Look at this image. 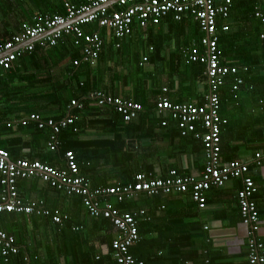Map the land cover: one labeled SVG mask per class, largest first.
<instances>
[{"label": "crops", "instance_id": "obj_1", "mask_svg": "<svg viewBox=\"0 0 264 264\" xmlns=\"http://www.w3.org/2000/svg\"><path fill=\"white\" fill-rule=\"evenodd\" d=\"M16 24V15L11 20L0 15V35L8 37L18 33L19 27L16 28ZM195 32L194 25H185L175 34L166 36L168 42L172 41L166 52L169 62H175L179 43L183 49H189L188 45L191 48L197 43L192 37ZM31 55L32 53H27L13 64L16 73L12 74L14 80L10 87L16 89V94L13 97V107L7 111L10 120L22 119L28 115L23 109L27 101L33 108L40 109L42 118L47 120L48 117H57L49 98L54 88L66 82V76L60 68H55L49 73L55 78L62 75L61 79L51 80L47 77L42 80L45 84L40 92L49 100L40 108L42 102L35 99L38 92L33 90V85L40 84L41 87L42 82L35 75L41 64L29 61ZM64 63L60 64L62 68ZM113 64L114 62L110 63L111 66ZM111 70L126 73L125 68L115 67ZM2 73L3 69H0V76H4ZM166 83L162 90L168 89L167 96L173 103H180L178 100L182 99V103L198 105L199 100H205V86H200L205 94L198 95L196 90L200 87L188 93L178 76ZM114 88L123 98H131V86L121 83ZM162 90L148 96V108L152 111H143L132 125L129 123L128 126L122 121V117L112 115L113 113L107 116L92 115L94 117L86 114L79 120L78 146L91 148V157L95 158L94 164L99 165V172L108 174L105 180L99 181V188L124 185L130 177L129 170L130 175H133L135 170L142 167L152 171L140 170L141 172L152 173L157 178L166 177L171 170H177L186 176L199 175L203 171V146L199 151L200 145L195 140L187 141L169 134L176 132L172 128H175V122L170 120L168 126L161 125L162 120L155 111V103L162 95ZM22 98L25 101H21ZM222 114V119L227 121L222 130V159L246 162L250 167L249 176L258 189L254 196L260 212L257 238L264 244V165L257 166L254 162L256 152L264 149V95L254 94L250 98V95L241 93V96H235L226 102ZM112 118L121 120L126 128H118L115 125L117 121L113 123ZM30 126H19L15 133L14 137L22 140L19 143L29 144L18 155L26 160L43 158L41 152L48 146L49 131L46 130V134L38 138L39 135H35L33 126ZM123 136H127L126 139ZM10 137L3 139L6 141ZM134 143L137 145L134 146ZM140 144L143 146L140 147ZM91 145L92 147H88ZM122 168L125 170L124 175H121ZM18 182L19 196L24 203L44 201L46 209L49 207L48 210L53 214L59 213L67 218L62 225H57L51 218L48 220L36 216L25 220L17 215L18 217L12 216L5 224H0V231L13 235L15 239L16 233H20L17 244L19 254L11 257L8 262L0 260V264H96L101 256L106 255L105 242L113 240L117 234L109 221L92 218L81 203L76 205L77 201L56 189L54 191V188L51 189L47 183L37 178ZM87 184L90 187L88 182ZM241 186L240 180H232L224 188L211 189L207 193L208 203L205 209H199L190 195H164L160 200L162 203L156 202L151 208L148 204L152 202V198L147 203L144 201L146 197L141 196L134 201L125 202L135 207L143 206L140 209H146L152 218L151 221L140 223L141 240L131 249L132 255L146 264H250L247 258L249 231L242 223L237 201V192ZM149 255L151 256L148 257Z\"/></svg>", "mask_w": 264, "mask_h": 264}, {"label": "built area", "instance_id": "obj_2", "mask_svg": "<svg viewBox=\"0 0 264 264\" xmlns=\"http://www.w3.org/2000/svg\"><path fill=\"white\" fill-rule=\"evenodd\" d=\"M63 1L66 4L65 16L39 15L34 19L33 25L24 24L21 33L0 47V69L9 70L19 58L32 53L37 43L45 49L56 47L63 36L72 37L74 45L82 52V58L75 62L76 66L84 63L95 65L104 44L101 33L103 29H109L116 39L122 40L131 35L137 25L147 28L149 24L158 25L166 18L181 22L188 16L193 17L204 36L188 49L186 57L187 64L206 65L207 94L204 104L173 103L167 96L168 89L164 88L162 95L156 100L155 111L162 120V126H168L171 120L179 126L182 137L192 134L201 141L204 149V169L199 175L190 176L171 170L163 178L142 172L128 185L90 189L80 174L75 155L71 151L65 155L67 171L60 172L38 161H14L8 151L0 149V215L9 213L48 217L55 224L62 225L67 217L59 213L53 214L41 203H24L20 199L17 182L37 178L68 197L79 196L92 218L109 221L117 233L111 244L114 258L112 264H145L132 255L131 249L141 240L140 223L151 221L152 218L146 209L122 212L114 208L108 198L125 203L142 195H190L199 209H205L208 203L207 193L211 189H221L232 180H240L242 186L237 192V201L242 223L249 231L247 258L250 264H264V244L257 238L260 231V212L254 196L258 189L249 176L250 167L242 161H223L221 154L222 125L227 123L220 114L221 90L227 78L232 76H236L232 88L234 92L244 84V80L237 77L240 69L224 65L218 52V21H227L230 18L235 0H86L80 7L72 5L69 0ZM248 1L258 5L264 2ZM114 5L122 9L109 14L108 9ZM255 17L264 23V12L260 6L257 7ZM92 24H97L98 30L85 32L84 28ZM221 29L226 32L229 26L223 24ZM261 39H264V35ZM34 40L38 41L33 42ZM150 51H153V48H150ZM147 61L148 58L144 57L143 62ZM90 98L95 100L98 106L113 110L125 123L133 122L144 111L140 103L101 91H96ZM83 107L82 102L73 100L68 115L60 121L42 120L37 114H31L19 121L23 126L33 122L39 129L48 130V147L55 151L61 145V132L74 124L73 112L82 110ZM254 162L257 166L264 165V149L256 152ZM19 251L15 237L0 231V260L8 262L11 257L18 255Z\"/></svg>", "mask_w": 264, "mask_h": 264}, {"label": "trees", "instance_id": "obj_3", "mask_svg": "<svg viewBox=\"0 0 264 264\" xmlns=\"http://www.w3.org/2000/svg\"><path fill=\"white\" fill-rule=\"evenodd\" d=\"M69 2L76 7H80L86 3V0H69ZM258 6H260L264 12V2L258 5L256 2L248 0H235L230 18L227 21H218V52L221 62L224 65L239 68L240 73L237 77H241L244 80V84L240 89L237 92H234L232 88L235 84L236 76L227 78L225 86L221 90L220 114L222 118V108H224L228 100L232 98L234 99L235 96H241V93H243V95H250V98H253L254 94L264 95V39H261V36L264 35V23L255 17ZM121 9L120 6L114 5L108 9V13L113 14L114 12H119ZM47 14L65 16V2L63 0H0V15L2 18L6 17L8 20H11L16 15V28L19 27V30H17L18 33L13 34L12 36L3 37L2 34L0 35V47L4 46L7 42L11 41L13 37L21 33L24 24L27 23L33 25L36 17ZM223 24L229 26L228 31H222L221 26ZM185 25H194L196 32L192 37L196 42H199L204 35L201 32L199 24L190 16L184 18L181 22H176L172 18H166L158 25L149 24L147 28H141L137 25L134 27V32L122 40L116 39L114 33L109 29H103L101 33L104 37V44L95 65H89L87 63L79 66L75 65V62L82 58V52L80 51V48L74 45V40L70 36H63L59 44L54 48L45 49L42 48L39 43L35 44V49L32 52L29 61H34L33 63H36V65L37 62L41 64V67L36 71V78L41 80V82L47 77L51 78V80L61 79L62 75L55 78L49 73L55 68H60L62 74L66 76V82H63L57 88H54L49 98L51 99V102L49 101V103L52 104V110L56 111L57 114V117L54 119L60 121L65 118L69 113V106L73 100L82 102L84 107L82 110H75L73 112L75 116L74 124L61 132L59 136L61 145L58 149L52 151L47 146L44 148L45 150L41 152L43 158H27V160L30 162L38 161L60 172H64L67 171L65 155L67 152L71 151L75 155L80 174H82L85 180L89 183L91 189L99 188V181L105 180L108 177V174L99 172V165L94 164L95 158L93 159L91 157V148L86 149L83 148V146H78L77 139L80 133L79 120H81L86 114H90L91 116H98L99 114L107 116L112 113V115L116 116L118 114L109 108L98 106L97 102L91 99L90 96L96 91H101L107 95L123 98L117 93L114 86L124 83V85H127L128 87L131 86L132 96L131 98L127 96V98L125 97L123 99L140 103L144 108V112L149 113L152 110L148 108V96L162 90V86L167 84V81H173L176 76L181 80V85H184V88L188 93H191L192 90H195L200 86H205L207 89L205 77L206 65L201 63L187 64L186 56L188 49H183L180 43L179 47H177L178 54L176 58L173 56L175 62H169L166 59L168 57L166 52L172 44V41L168 42L165 39L166 36L168 37L175 34ZM96 30H98L97 24H92L84 28V31L87 33H92ZM2 38L3 40H1ZM188 46L187 48H190V45ZM180 47H182L183 50ZM150 48H153V51H150ZM144 57L148 58L146 63L143 62ZM173 57H171V59H173ZM61 62H65L63 68L60 66ZM113 62L114 64L111 66L110 63ZM176 63L178 68H176ZM115 67L121 69L125 68L126 73H123L122 70H111ZM132 68L133 70H131ZM245 69H247V71H245ZM3 72L4 73L2 74H4V76H0V149L8 151L10 158L15 161L17 159H23L18 154L21 150L27 148L29 144H21L19 142H22V140L14 137L18 127L23 126L19 121L21 118H13L10 120L7 113V111L13 107V97L14 94H16V89L10 87L12 80H14L12 74L13 72L16 73V70L12 65L9 70H3ZM44 84L45 83L42 82L41 87L40 84L33 85V90L38 92L35 99L42 102L40 108H42L44 102L49 100L44 96L43 92H40L42 85ZM21 101H25V99L22 98ZM178 102L182 103L183 101L182 99H179ZM24 104L23 109L26 114H28L24 118L29 117L31 114H40L39 116L41 117L42 114L39 108H33L29 101ZM197 104L203 105L204 101L199 100ZM46 106H48V104H46ZM3 110L5 111L3 112ZM118 116L121 118L120 115ZM41 119L46 120L42 117ZM112 119L114 120L115 118ZM116 121L117 123L115 125L118 128H126V126L122 125L121 120H114L113 123ZM134 121L131 122L130 125H132ZM93 124L90 126L93 127ZM127 124L129 126V123ZM30 125L33 126L34 134L39 135L38 138L43 137V135L46 134V129H39V127L33 122H29L28 125H25L24 127H29ZM225 125L226 124L222 125V130ZM172 128L175 129L176 132L169 134L174 135L175 137L179 136L181 139H186L187 141L193 139L200 145L198 150H201L202 143L200 140L196 139L194 135L191 134L187 137H182L177 124L175 125V128ZM200 131L202 130L200 129ZM7 136L11 137L4 141L3 137ZM88 147H92V145ZM221 154H224L223 146ZM140 170L145 172L152 171L149 168L143 169L142 167V169L139 168L137 171H134L133 175H130L129 170L130 177L127 178L124 185L133 183L136 175L141 172ZM124 172L125 170L122 168L121 175H124ZM18 184L19 182L17 183V188ZM53 190L56 191L55 189ZM1 192L2 186L0 184V193ZM163 196L164 195L147 197L142 195L141 197H146L144 200L146 203L149 198H152V202L148 204L149 208H151L156 202H160ZM68 198L77 201V203L75 202L76 205L79 203L82 204V199L79 196ZM108 201L112 203V201L115 200L110 197L108 198ZM36 202L45 204L44 201L40 200H36ZM113 203L112 206L122 212L134 211L143 207L141 205L135 207L127 203H118L117 201H115L114 204ZM17 215L25 220L36 217L4 213L0 215V224H5V222H8L12 216ZM41 218L50 220L48 217ZM103 221L107 220L103 219ZM19 235L20 233H16L17 244H19ZM107 242L108 241L105 242L107 244L106 255L101 256L99 258L100 261L96 262V264L113 263L114 258L111 248L112 240L108 243ZM150 256L151 255L148 257ZM25 260L24 256V261Z\"/></svg>", "mask_w": 264, "mask_h": 264}, {"label": "rangeland", "instance_id": "obj_4", "mask_svg": "<svg viewBox=\"0 0 264 264\" xmlns=\"http://www.w3.org/2000/svg\"><path fill=\"white\" fill-rule=\"evenodd\" d=\"M138 47H139V45H138ZM140 48V47H139ZM131 70H133V68L131 69ZM197 87V86H196ZM197 91V93H198V95H202V94H205V91H204V89H203V87H200V89L199 90H196ZM126 137L127 136H123L122 138H125L126 139ZM134 146H136L137 144H133ZM143 146V144H140V147H142Z\"/></svg>", "mask_w": 264, "mask_h": 264}, {"label": "water", "instance_id": "obj_5", "mask_svg": "<svg viewBox=\"0 0 264 264\" xmlns=\"http://www.w3.org/2000/svg\"><path fill=\"white\" fill-rule=\"evenodd\" d=\"M37 41H38V40H34L33 42H37ZM27 44H29V43H27ZM27 44H26V45H27Z\"/></svg>", "mask_w": 264, "mask_h": 264}]
</instances>
